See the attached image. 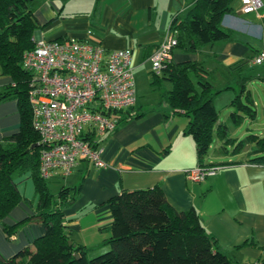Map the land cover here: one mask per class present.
<instances>
[{"label":"crops","instance_id":"obj_1","mask_svg":"<svg viewBox=\"0 0 264 264\" xmlns=\"http://www.w3.org/2000/svg\"><path fill=\"white\" fill-rule=\"evenodd\" d=\"M197 3V0H34L38 28L33 40L36 43L73 38L100 44L107 51L132 50L135 79L137 74L148 73L152 85L147 69L152 67V53L173 21L189 19ZM231 5L232 10L221 21V27L233 34L230 41L202 46L195 54L178 49L173 54L174 63L197 62L210 73L209 81L217 92L214 105L218 123L226 124L229 133L246 120L258 119L259 111L255 108L258 105L250 89L259 82L264 84V66L252 64L256 54L264 49V8L258 17L242 14L240 0ZM13 84V78L5 75L0 66V98L3 97L0 143L18 133L22 126L20 100L9 89ZM242 86L248 93L240 92ZM157 88L159 98L144 104L137 91L138 101L132 114L123 115L124 121L115 132L98 138L107 168H94L80 161L72 175L55 173L47 180L56 198L62 188L81 186L76 200L64 211L72 243L86 247L90 257L105 252L108 247L104 241L111 236L113 223L110 200L123 191L158 187L177 212L196 211L206 232L233 264L264 261V165L250 162L251 146L238 153L231 152L233 159L216 162L213 157L229 155L228 146L232 145L215 138L219 152L213 157L209 155L204 164L226 165L204 182L190 181L185 171L196 168L200 162L195 141L185 133L189 120L175 113L164 98L171 91V84L163 79ZM242 103L254 113L245 115L240 109ZM218 104L230 112L228 122L222 121ZM232 113L244 117L241 125L232 122ZM14 182L24 201L0 221V257L4 260L28 248L34 249L35 242L46 235V226L33 221L7 238L5 226L34 217L39 201L30 171L16 172ZM53 183L59 187L57 193L50 187Z\"/></svg>","mask_w":264,"mask_h":264},{"label":"trees","instance_id":"obj_2","mask_svg":"<svg viewBox=\"0 0 264 264\" xmlns=\"http://www.w3.org/2000/svg\"><path fill=\"white\" fill-rule=\"evenodd\" d=\"M233 1L197 0L189 19L184 22L175 19L171 25L178 32L176 49L195 54L202 46L230 41L233 34L221 27V21L232 10ZM33 2L0 0V66L14 80L9 89L19 98L22 114L20 131L0 143V221L24 201L14 174L30 171L39 196L36 215L23 223L5 226V232L10 239L23 224L37 221L46 226V235L35 242L34 249L28 248L10 260L0 257V264H233L225 250L206 232L196 211L177 212L158 187L123 191L110 200L113 223L111 236L104 241L108 247L106 253L90 257L86 247L69 244L72 238L64 223V211L76 200L81 186L62 188L56 198L47 180L40 175V136L32 126L28 100L30 76L23 68L24 53L36 46L33 38L38 23ZM209 76L200 63L172 62L161 76L152 73L151 81L154 87H160L163 79L171 84V91L164 98L175 113L188 118L185 133L196 143L198 166L226 165L204 164L215 138L232 145L237 153L251 146L250 162L264 165V136L249 134L243 140L232 139L228 126L218 123L219 114L214 105L217 92ZM242 87L240 92H247ZM133 109L121 113L120 124L124 121L123 115H131ZM240 109L245 115L254 113L246 104ZM243 118L238 113L231 114L237 126Z\"/></svg>","mask_w":264,"mask_h":264},{"label":"built area","instance_id":"obj_3","mask_svg":"<svg viewBox=\"0 0 264 264\" xmlns=\"http://www.w3.org/2000/svg\"><path fill=\"white\" fill-rule=\"evenodd\" d=\"M242 14H256L261 0H240ZM178 32L170 28L151 56L152 73L161 76L173 62ZM132 50L107 51L88 40L37 41L23 55V68L30 76L28 100L32 126L39 134V171L48 180L55 173L72 175L80 161L94 168H107L99 139L115 132L122 112L137 105ZM264 66V49L252 60ZM224 166L185 171L193 182H204ZM253 264H262L256 262Z\"/></svg>","mask_w":264,"mask_h":264},{"label":"rangeland","instance_id":"obj_4","mask_svg":"<svg viewBox=\"0 0 264 264\" xmlns=\"http://www.w3.org/2000/svg\"><path fill=\"white\" fill-rule=\"evenodd\" d=\"M148 72L152 74V67L147 66ZM151 69V70H150ZM136 88L138 91V95L141 96V102L142 104L145 103V101H154L159 98L160 96V90L156 87V91L153 88L152 85H150V81L148 79V73L142 74V75H136ZM251 94L252 98L254 101L257 103L255 108L259 111V117L256 119L255 122H252L251 120H246L241 126L239 127H234V129H231L229 135L231 138L238 139V140H243L246 139L249 134H255V135H264V130L262 129V126H264V84L262 85L260 82L252 86L251 89ZM218 107L220 109V117L223 122H228V116H229V111L227 109H222L220 104H218ZM219 145L217 144V141L214 143L213 148L210 151V157H213L214 153L216 154L219 152L218 150ZM228 149L230 151L229 155H223V154H217V156L213 157V159L216 162H226L229 159H233V156L231 152H233V146H228ZM248 154H246L247 156ZM245 156V157H246ZM251 157V155H249ZM51 189L57 193L58 192V185L56 184H51L50 185ZM106 247V246H105ZM106 253V251L104 252ZM100 255V254H98ZM97 256V255H96ZM94 257V256H93Z\"/></svg>","mask_w":264,"mask_h":264},{"label":"water","instance_id":"obj_5","mask_svg":"<svg viewBox=\"0 0 264 264\" xmlns=\"http://www.w3.org/2000/svg\"><path fill=\"white\" fill-rule=\"evenodd\" d=\"M34 147H35V146H34ZM69 244H70V245H72V241H71V242H69Z\"/></svg>","mask_w":264,"mask_h":264}]
</instances>
